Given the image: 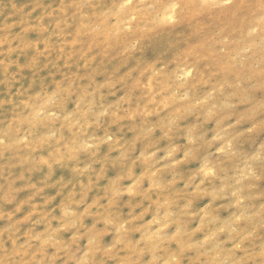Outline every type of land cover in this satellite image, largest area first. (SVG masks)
Returning a JSON list of instances; mask_svg holds the SVG:
<instances>
[{"label": "rangeland", "instance_id": "rangeland-1", "mask_svg": "<svg viewBox=\"0 0 264 264\" xmlns=\"http://www.w3.org/2000/svg\"><path fill=\"white\" fill-rule=\"evenodd\" d=\"M0 264H264V0H0Z\"/></svg>", "mask_w": 264, "mask_h": 264}]
</instances>
